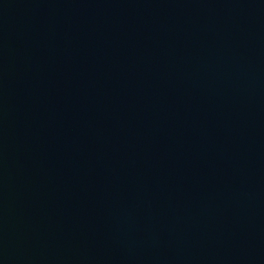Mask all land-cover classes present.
Segmentation results:
<instances>
[{"label": "water", "instance_id": "95a60500", "mask_svg": "<svg viewBox=\"0 0 264 264\" xmlns=\"http://www.w3.org/2000/svg\"><path fill=\"white\" fill-rule=\"evenodd\" d=\"M0 264H264V0H0Z\"/></svg>", "mask_w": 264, "mask_h": 264}]
</instances>
